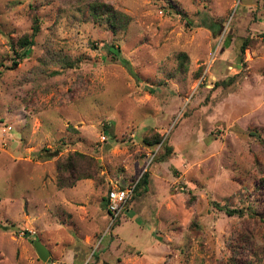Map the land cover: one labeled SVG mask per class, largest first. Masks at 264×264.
Listing matches in <instances>:
<instances>
[{"label":"rangeland","instance_id":"obj_1","mask_svg":"<svg viewBox=\"0 0 264 264\" xmlns=\"http://www.w3.org/2000/svg\"><path fill=\"white\" fill-rule=\"evenodd\" d=\"M68 158L94 173L60 188ZM145 171L112 222L110 182ZM261 215L264 0H0V264H264Z\"/></svg>","mask_w":264,"mask_h":264},{"label":"trees","instance_id":"obj_2","mask_svg":"<svg viewBox=\"0 0 264 264\" xmlns=\"http://www.w3.org/2000/svg\"><path fill=\"white\" fill-rule=\"evenodd\" d=\"M89 12H90V18L100 24H106L108 27L112 30L113 33L117 32V30L123 29L126 27L129 18L126 14L122 13L119 10H116L112 8L110 5L99 3V2H92L89 5ZM39 31V25H38V18H33V24L32 29L30 32L23 34L17 41L19 46V51L16 52L15 56L17 57L16 60H13V65L17 64L18 59H21L22 57L26 56V53L28 49L33 47L35 37ZM249 45V40L247 38H244L240 44V52L243 53L246 46ZM107 51L109 55L112 58H116L119 60V46H115L114 44H110L107 46ZM180 66L183 67V63H180ZM221 85H227L228 83H224L223 81L220 82ZM218 84V85H219ZM162 142V138L158 135H154L151 139L146 140V143L150 147H154L157 144ZM165 149L167 150L166 153H170L172 150L171 146H168L167 144L164 145ZM76 159L83 162L85 159L84 155L75 153L74 154ZM69 157H73V155H70ZM161 159V158H158ZM58 183L59 187H71L74 185V182L76 179H82L85 177H89L94 173V169L91 171H88L84 173V170L82 172L79 171V168L76 166L73 158H68L67 161L64 163L58 164ZM67 173V177H64L63 174ZM149 181V173L147 171L143 172V174L140 176V178L137 179L135 187H134V193L133 195H136L140 193L141 191H146L147 184ZM263 185V184H262ZM261 184L258 185L259 187L262 186ZM120 187L123 188V185L120 183ZM261 188V187H260ZM108 190V189H107ZM106 190V192H107ZM103 201L106 205V211L107 210V196L105 194V197L103 198ZM217 208L223 210L225 214L232 216V215H239L242 216L245 212L242 209H230L227 207L219 206L217 205ZM254 213V212H253ZM260 221L264 224V215L260 216Z\"/></svg>","mask_w":264,"mask_h":264},{"label":"built area","instance_id":"obj_3","mask_svg":"<svg viewBox=\"0 0 264 264\" xmlns=\"http://www.w3.org/2000/svg\"><path fill=\"white\" fill-rule=\"evenodd\" d=\"M136 181L126 182L123 184V188L120 187L118 181L110 182L106 196L107 210L112 222L120 216L127 202L132 198Z\"/></svg>","mask_w":264,"mask_h":264},{"label":"water","instance_id":"obj_4","mask_svg":"<svg viewBox=\"0 0 264 264\" xmlns=\"http://www.w3.org/2000/svg\"><path fill=\"white\" fill-rule=\"evenodd\" d=\"M34 247L40 260L46 261L49 256L48 249L40 241H35Z\"/></svg>","mask_w":264,"mask_h":264}]
</instances>
